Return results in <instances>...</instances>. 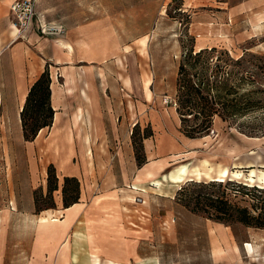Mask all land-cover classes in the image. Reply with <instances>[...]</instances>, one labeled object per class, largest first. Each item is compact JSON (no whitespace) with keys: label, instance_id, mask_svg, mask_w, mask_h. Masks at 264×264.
<instances>
[{"label":"rangeland","instance_id":"1","mask_svg":"<svg viewBox=\"0 0 264 264\" xmlns=\"http://www.w3.org/2000/svg\"><path fill=\"white\" fill-rule=\"evenodd\" d=\"M188 4L185 0H72L70 7L79 19L118 12L124 32L131 37L137 35L131 48L124 53L122 64L117 68L119 73L115 75H120V88L123 83L127 84V79L133 83L132 97L127 98L132 107L131 123H139L137 128L136 124L132 127V140L135 139L139 147L143 143L139 155L147 163L138 165L137 162L136 173L126 179V183L124 179L107 177L109 168L119 173L122 166L116 159L119 147L106 145L105 138L98 135L91 148L105 170L100 184L118 188L128 221L138 219L139 226L147 224L152 231L153 264H264V228L241 223L227 225L203 213L192 212L177 198L182 186L197 181L212 184L209 191L231 194L237 204L255 203L264 211V190H246L244 185L250 184L232 175L223 182L203 177L187 179L173 187L165 181L162 188L152 181L180 163L199 164L205 157L213 164L227 165L230 170L238 168L233 165L235 161H242L240 169L246 173L250 170L246 162L256 159L255 155L248 154L249 150H258L264 161L262 128L242 127L246 120V125H253L252 119L242 118L230 125L217 118L210 133L192 138L182 132L176 102L179 64L185 51L193 45L195 48L216 46L234 55L254 45L252 51L264 53V0H212L208 5ZM59 11L60 14L64 12V7ZM143 38H146L145 50L141 44ZM149 78L151 82L146 88L150 94L146 96L144 83ZM4 102L2 112L0 110V264H13L17 256L21 261L28 259L29 240L39 218L61 215L51 210L36 213L32 200L36 189L40 195L42 190L45 194V168L50 159L45 136L49 128L42 132L41 140L26 141L22 120L18 114H9L8 99ZM140 107H144V111L141 112ZM152 130L153 135L144 141L142 135ZM166 135L174 138L177 144L187 143L185 151L171 148L157 153V139ZM160 161L167 165L159 174L151 178L144 175L146 169L153 170ZM191 190L195 188L188 192ZM42 199V204L51 201ZM230 241L233 252L226 247V242Z\"/></svg>","mask_w":264,"mask_h":264},{"label":"crops","instance_id":"2","mask_svg":"<svg viewBox=\"0 0 264 264\" xmlns=\"http://www.w3.org/2000/svg\"><path fill=\"white\" fill-rule=\"evenodd\" d=\"M13 1L0 0V110L2 112L4 101L8 99V113L18 114L21 120L20 114L31 86L46 69L49 70L54 120L50 126L42 128L33 142H37L42 132L49 128L45 139L50 159L45 168L43 189L47 191V170L51 163L56 168L60 187L54 192L56 207L42 212L51 210L61 215L41 224L39 218L29 240L28 259L21 261L18 256H13L18 258L13 264H153L152 231L147 224L139 226L138 219L128 221L120 191L100 184L105 170L93 152L88 154L85 151L84 139L72 134L71 118L66 120L64 117L81 108L88 116V124L90 115L95 119L89 145L99 135L101 139L105 138L106 145L119 147L116 159L122 166L119 173L109 168L107 177L124 179L123 183H126V179L136 173L138 165L132 127L139 122L131 123L132 107L127 98L132 97L133 83L127 79V84L123 83V88H120V75L118 77L115 73H119L117 68L122 64V57L137 35L131 37L124 32L118 12L79 19L70 7L72 0H38L37 17L32 28L25 37L17 38L11 12ZM185 1L188 6L212 4V0ZM63 7L64 12L60 14L59 10ZM39 21L62 23L66 32L60 35L42 34ZM141 44L145 50L146 38ZM205 47L211 46L201 45L197 49ZM150 82L149 78L144 83L146 96L150 94L146 88ZM139 110L144 111V107ZM58 115L64 120L57 122ZM149 137L144 141H148ZM164 141L168 142L167 145ZM65 142L68 145L73 143L71 151L63 148ZM157 142V153L166 149L182 152L187 148V143L177 144L169 135L158 137ZM248 154L256 158L246 162L250 170L246 173L240 169L243 162L235 161L233 165L238 168L229 169L228 177L232 175L233 178L245 179L247 184L264 187L262 155L256 149L249 150ZM166 165L160 161L149 178L159 174ZM65 176H76L81 184L78 202L68 207L64 206L62 194ZM154 185L159 186L157 183ZM32 198L35 207L34 191ZM228 243L226 247L232 251L231 241Z\"/></svg>","mask_w":264,"mask_h":264},{"label":"trees","instance_id":"3","mask_svg":"<svg viewBox=\"0 0 264 264\" xmlns=\"http://www.w3.org/2000/svg\"><path fill=\"white\" fill-rule=\"evenodd\" d=\"M253 46L244 48L237 55L228 49L219 50L216 46L197 49L193 45L185 51L179 64L176 102L182 132L186 136L195 138L207 135L217 118L230 125L242 118L252 119L250 122L253 125H246V120L242 127L262 128L261 132L264 133V53L252 51ZM20 115L26 141H33L42 128L52 124L55 110L51 103V77L48 69L31 86ZM137 126L138 123L135 128ZM151 135L149 131L142 138ZM133 143L138 165H142L145 160L139 154L143 143L140 147L135 139ZM47 172L45 194L43 190L42 195L37 189L34 191L36 213L56 207L54 192L60 185L53 163L48 166ZM80 185L76 176L63 178L65 207L78 202ZM210 187V183L190 181L178 191L177 198L192 212L203 213L227 225L241 223L264 228L263 209H259L255 203L237 204L231 194H218L209 191ZM191 188L195 190L188 192ZM244 188L264 190V187L258 185L245 184ZM43 197L46 201L51 200L50 203L42 204ZM258 209L260 211L256 213Z\"/></svg>","mask_w":264,"mask_h":264},{"label":"bare ground","instance_id":"4","mask_svg":"<svg viewBox=\"0 0 264 264\" xmlns=\"http://www.w3.org/2000/svg\"><path fill=\"white\" fill-rule=\"evenodd\" d=\"M64 117L66 118V120L68 119V117L71 118L72 123H73L72 134H74L75 136L77 135L81 137L82 139H84L83 145L84 147L87 148V153H92V148H91V145L89 144H90V139H91V132L94 131V127H95L94 117L90 115V122L88 124V121H87L88 116L83 113L81 108H79L72 115H64ZM63 120L64 118L63 117L61 118L58 115L57 122L63 121ZM163 143L167 145L168 142L164 141ZM73 147H74L73 143H70L68 145L65 142L63 148L67 149L68 151H71ZM230 151H233V150H230ZM230 153H231L230 155H232V152ZM152 174H154L152 169L150 170V168H148L145 170L144 175L149 176ZM228 175H229V168L227 165H222L220 163L213 164L208 159V157H205L201 159V162L199 164H192L190 161L180 163L176 165L175 167H173L171 170H169L167 173L162 174L160 178L158 177L152 178V181L156 182L159 186H162L165 183V181H168V185L170 186H176L186 178L190 180L191 179L200 180L203 177H208L210 179L222 181V180H225L228 177ZM139 177H141V175ZM50 218H51L50 216H41L40 224L43 222L45 223L48 220H51Z\"/></svg>","mask_w":264,"mask_h":264},{"label":"built area","instance_id":"5","mask_svg":"<svg viewBox=\"0 0 264 264\" xmlns=\"http://www.w3.org/2000/svg\"><path fill=\"white\" fill-rule=\"evenodd\" d=\"M38 0H15L11 4L13 25L16 30V37L23 38L32 28L37 16L36 5ZM39 29L42 34L60 35L66 32L62 23H50L39 21Z\"/></svg>","mask_w":264,"mask_h":264}]
</instances>
